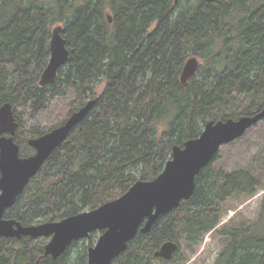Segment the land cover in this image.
Listing matches in <instances>:
<instances>
[{
  "label": "trees",
  "instance_id": "obj_1",
  "mask_svg": "<svg viewBox=\"0 0 264 264\" xmlns=\"http://www.w3.org/2000/svg\"><path fill=\"white\" fill-rule=\"evenodd\" d=\"M111 17V22L107 20ZM69 52L53 85L40 87L54 26ZM200 65L186 85V60ZM102 87L97 93L98 87ZM94 105L48 157L4 218L23 226L59 221L151 181L172 148L197 138L208 121L238 119L264 107V0H0V105L9 103L23 157L27 140ZM195 179L188 201L138 233L112 264H183L211 231L225 239L213 264H264V200L253 221L218 228L223 204L247 201L261 188L251 171H216ZM47 238L0 239V264H86L73 242L44 257ZM178 245L171 260L153 253ZM74 255V257H73Z\"/></svg>",
  "mask_w": 264,
  "mask_h": 264
},
{
  "label": "water",
  "instance_id": "obj_2",
  "mask_svg": "<svg viewBox=\"0 0 264 264\" xmlns=\"http://www.w3.org/2000/svg\"><path fill=\"white\" fill-rule=\"evenodd\" d=\"M107 20L111 22L109 15ZM61 31V25L51 30L49 59L39 77L40 87L53 85L59 69L68 60L69 52ZM199 65L195 57L186 60L180 73L182 85L196 75ZM93 105L94 100L88 101L61 126L38 138L29 139L27 143L34 154L28 157H20L19 146L13 140L18 124L11 105L5 103L0 106V239L49 238L43 256L55 260L73 242L100 231L102 233L96 244L87 250V264H112L138 233H149L160 216L172 212L181 202L190 199L196 177L213 161L222 146L240 139L264 119L263 107L253 115L238 119L208 121L197 138L186 141L182 147L172 148L170 160L155 179L136 181L124 194L91 211L28 226L4 218L5 212L14 205L48 157L67 139ZM177 250L175 242L167 241L153 253V257L168 261ZM41 259L39 257L35 262L25 264H41Z\"/></svg>",
  "mask_w": 264,
  "mask_h": 264
},
{
  "label": "rangeland",
  "instance_id": "obj_3",
  "mask_svg": "<svg viewBox=\"0 0 264 264\" xmlns=\"http://www.w3.org/2000/svg\"><path fill=\"white\" fill-rule=\"evenodd\" d=\"M175 1L179 3L183 0ZM101 89V86L98 87L97 93H100ZM213 168L224 172L245 169L256 175L261 183V188L251 199L245 202L231 199L223 204L222 216L217 229L229 223L253 221L257 218L264 200V119L249 129L240 139L222 146L213 162ZM101 233L100 231L92 233L88 240H83L79 244L82 247H92ZM48 240L49 238L46 241ZM224 242L225 239L220 237L217 231H211L192 248L182 245L180 254L186 259V263L183 264H213Z\"/></svg>",
  "mask_w": 264,
  "mask_h": 264
},
{
  "label": "flooded vegetation",
  "instance_id": "obj_4",
  "mask_svg": "<svg viewBox=\"0 0 264 264\" xmlns=\"http://www.w3.org/2000/svg\"><path fill=\"white\" fill-rule=\"evenodd\" d=\"M1 106V105H0ZM12 109V108H11ZM15 118V117H14ZM15 121H16V119H15ZM17 123V122H16ZM18 124V123H17ZM18 128V127H17ZM17 130V129H16ZM15 133H16V131H15ZM15 135V134H14ZM38 138V137H37ZM32 139V138H31ZM13 140H14V136H13ZM29 140V139H28ZM28 140H27V142H28ZM15 142V141H14ZM16 143V142H15ZM17 144V143H16ZM18 145V144H17ZM19 146V145H18ZM27 146L28 147H30L29 145H28V143H27ZM31 148V147H30ZM32 149V148H31ZM19 150H20V147H19ZM33 150V149H32ZM34 151V150H33ZM33 154H34V152H33ZM33 154H31V155H33ZM30 155V156H31ZM20 157H23V156H21L20 155ZM26 157H28V156H26ZM40 171V170H39ZM14 220V219H13ZM18 222V221H17ZM95 233V232H94ZM91 234L92 233H90V235H89V237L88 238H86V239H81V240H79V241H83V240H88L89 238H90V236H91ZM76 242H78V241H76ZM88 248H90V247H88ZM88 248H87V250H88ZM87 254V253H86ZM175 254V253H174ZM174 256V255H173ZM157 259V258H156ZM161 259V258H160ZM113 263V262H112ZM86 264H87V261H86Z\"/></svg>",
  "mask_w": 264,
  "mask_h": 264
}]
</instances>
